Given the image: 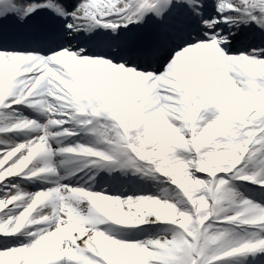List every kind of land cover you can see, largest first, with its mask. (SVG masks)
Instances as JSON below:
<instances>
[{"label": "snow or ice", "instance_id": "6c2138e0", "mask_svg": "<svg viewBox=\"0 0 264 264\" xmlns=\"http://www.w3.org/2000/svg\"><path fill=\"white\" fill-rule=\"evenodd\" d=\"M0 264H264V0H0Z\"/></svg>", "mask_w": 264, "mask_h": 264}, {"label": "bare ground", "instance_id": "6f19581e", "mask_svg": "<svg viewBox=\"0 0 264 264\" xmlns=\"http://www.w3.org/2000/svg\"><path fill=\"white\" fill-rule=\"evenodd\" d=\"M13 136H15L17 139H23V136L22 135H17V134H15V133H12V136H9V137H13ZM102 174L106 177L105 179H106V181H108L109 182V184L110 185H113L114 187H116V192H117V190L118 189H121L123 186H125V182L126 181H128L129 180V175H130V173L129 174H127V175H125V174H122V173H119V176H116V175H113V173L111 174L112 176H115V177H119L120 179H119V182H113V181H111L108 177H109V173L107 172V171H102ZM19 178V177H18ZM25 183H27V184H25ZM25 183H21V186L23 187V188H25L27 191H28V188H30V187H32V186H35V185H42V183H41V181H39V180H36V181H34V182H25ZM103 183H105L106 184V189H102V190H105L106 191V193L107 194H111V192H113V191H111L110 192V188L111 187H108V185H107V183L104 181ZM130 183H132V182H130V180H129V182H128V185L130 184ZM103 186V185H102ZM118 188V189H117ZM143 188H144V186H142V188L139 190V191H142L143 190ZM156 191H158V192H160L161 190H162V187L160 186V185H158L157 186V188L155 189ZM108 192H110V193H108ZM155 229L156 228H152V230L150 231V234H154L155 233ZM149 236V235H148ZM147 236V237H148ZM130 238H134V235H132V236H129Z\"/></svg>", "mask_w": 264, "mask_h": 264}]
</instances>
